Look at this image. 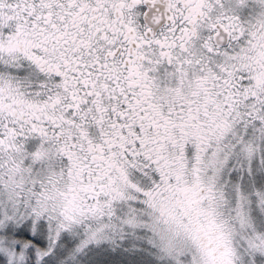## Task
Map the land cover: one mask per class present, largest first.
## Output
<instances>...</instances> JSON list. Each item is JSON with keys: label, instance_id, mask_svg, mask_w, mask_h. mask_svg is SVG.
<instances>
[{"label": "snow or ice", "instance_id": "snow-or-ice-1", "mask_svg": "<svg viewBox=\"0 0 264 264\" xmlns=\"http://www.w3.org/2000/svg\"><path fill=\"white\" fill-rule=\"evenodd\" d=\"M0 264H264V0H0Z\"/></svg>", "mask_w": 264, "mask_h": 264}]
</instances>
